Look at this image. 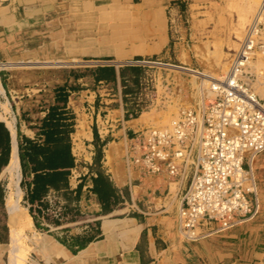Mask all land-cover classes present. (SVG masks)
Here are the masks:
<instances>
[{"label":"crops","instance_id":"1","mask_svg":"<svg viewBox=\"0 0 264 264\" xmlns=\"http://www.w3.org/2000/svg\"><path fill=\"white\" fill-rule=\"evenodd\" d=\"M211 1L0 0V60H7L10 44L20 43L25 24L39 30L46 18L55 23L48 41L54 49L50 56L91 59L83 64L89 70L77 76L69 71L63 84L51 87L39 83L26 88L17 84L19 80L11 85L16 76L0 70V264H10L3 181L13 142L19 201L37 235L30 242L26 264H264L263 155L247 164L258 193V213L195 241L181 234L178 217L194 159L186 176L174 181L163 175H141L123 160L129 138L154 122L120 96L125 84L134 80L125 71L138 70L133 60L144 56L165 65L200 67L205 40L194 45L193 39L202 29L208 34L214 30L210 21L206 26L203 18L199 20L195 7ZM62 15L64 25L58 20ZM87 105L91 112L85 111ZM102 119L110 125L104 134L98 130ZM72 138L92 143L93 176L87 190L84 180L74 190L69 188ZM63 154L68 159L58 164L43 159ZM51 192L63 201L71 219L83 210L93 221L85 228H47L44 223L49 219L43 211Z\"/></svg>","mask_w":264,"mask_h":264},{"label":"built area","instance_id":"2","mask_svg":"<svg viewBox=\"0 0 264 264\" xmlns=\"http://www.w3.org/2000/svg\"><path fill=\"white\" fill-rule=\"evenodd\" d=\"M238 51L230 57L228 72L213 79L211 96L196 110L181 106L165 126L138 129L129 138L123 156L125 166L141 175H163L174 181L185 177L194 157L195 165L178 211L179 231L191 241L225 231L253 218L259 211L255 183L248 162L264 152V70L254 69L258 57H264V0L247 28ZM139 63V61H137ZM91 112L90 105L85 106ZM76 116V125L79 122ZM110 129L102 119L98 130ZM74 160L68 184L74 190L88 180L91 142L72 138ZM43 213L47 228L63 226L85 228L93 216L81 210L71 219L56 193L46 197Z\"/></svg>","mask_w":264,"mask_h":264},{"label":"rangeland","instance_id":"3","mask_svg":"<svg viewBox=\"0 0 264 264\" xmlns=\"http://www.w3.org/2000/svg\"><path fill=\"white\" fill-rule=\"evenodd\" d=\"M260 1L214 0L197 5L195 15L199 17L200 21L203 18L206 26L210 21L214 30L212 34H208L207 29L205 31L202 29L199 34L200 37L197 36L193 39L194 45L201 43V40H205V44L201 43L202 50L200 51L204 55H200V67L191 69L182 67L181 69L172 67L173 65L162 64L145 56L134 59L135 62L139 61L137 63L139 69L125 71L126 75L134 78V80H129L125 84L120 96L125 98L127 103L132 104L134 110L141 111L143 109L142 117H153V126L169 124L175 118L181 106H192L199 110L211 96L208 92L209 82L203 79L204 76H196L192 71L216 79L222 78L229 65L230 57L236 52ZM52 20L46 18L45 22L42 21L39 30L38 28L33 29L30 24H25L24 30L17 39L20 43L17 45L10 44V53H8L7 60H0V63L27 64L0 68L1 71L16 76L11 85H16L19 80L17 84L26 88L39 83L51 87L63 84L65 75L69 71L70 74L77 76L84 72L83 70H89L83 64L91 60L90 56L82 60H69L62 57L54 58L49 55L54 52V49L50 48L48 43L55 25L54 20L50 22ZM58 20H61L62 24L65 21L63 15ZM201 26L205 27L203 24ZM195 48L198 49V47ZM203 48L205 51H203ZM33 62L44 63L30 64ZM254 64L257 68L264 70V57H258ZM260 155L264 156V152ZM190 163H192V160ZM3 186L5 194H7L6 179L3 181ZM19 205L25 211L22 201H19ZM28 221L27 219L26 222L29 223ZM18 230H20L18 231V252L20 254L17 253V255L26 264L29 260L28 253L31 250L30 242L35 241L37 235L32 232L33 229L29 224L25 227L18 226ZM7 259H10L9 254Z\"/></svg>","mask_w":264,"mask_h":264},{"label":"bare ground","instance_id":"4","mask_svg":"<svg viewBox=\"0 0 264 264\" xmlns=\"http://www.w3.org/2000/svg\"><path fill=\"white\" fill-rule=\"evenodd\" d=\"M259 5H260V3L258 4V6ZM257 9H258V7H257ZM257 9H255V10L257 11ZM256 11L253 14V17L255 16ZM253 17H252V19H253ZM252 19H251V21H252ZM247 28H246L245 33L243 34V37L241 38L240 43L238 44V48H237L236 51L239 50L242 41L244 40L245 36L247 35V30H248ZM87 51L90 52L91 50L88 49ZM43 63L44 62H33V63H30V64L37 65V64H43ZM19 65H27V64H25V63H8V62L7 63H0V68L9 67V66H19ZM170 66H172V65H170ZM253 66H254V69L261 70L260 68H257V66H255V64H253ZM172 67H178V66H172ZM228 67H229V65H228ZM228 67H227V70H226L225 74L228 72ZM178 68L182 69V67H178ZM192 72H194L196 76L197 75L198 76H204L203 79H205L207 82H209L208 88H209L211 82L213 81V79H216V78H213V77H211L209 75L201 74V73L196 72V71H192ZM0 90H1V88H0ZM208 92L210 93V91H208ZM5 110H7V109H5ZM3 119L4 118H2V120ZM6 123H8V122H6ZM8 126H9V128H12L10 123H8ZM12 145H13V147H12V153H11L10 161H9L6 169L4 170V177L7 180V190H8L7 194H6V197H5V207L7 209L8 215H9V227H10V243H9V246H8L9 247V258H10L9 259V263L10 264H24L23 260L17 255V253H19L18 252V249H19V246H18V237H19L18 234H19V232L18 231H20V230H18V226L19 227L20 226L21 227H25L27 224H29V223L26 222L27 219L29 220V218H28L26 212L24 211V209L21 208L20 205H19V200H20V196H21L20 189H19V186H18V182H19V178H20L19 163H18L16 145H15L14 142H13ZM192 159H194V157ZM194 163H195V159H194ZM22 234H24V233H22Z\"/></svg>","mask_w":264,"mask_h":264},{"label":"trees","instance_id":"5","mask_svg":"<svg viewBox=\"0 0 264 264\" xmlns=\"http://www.w3.org/2000/svg\"><path fill=\"white\" fill-rule=\"evenodd\" d=\"M110 73H111L110 71H106V73L104 75L109 76ZM29 147H31V146H29ZM21 148H22V146H21ZM23 156H24V154L21 153V160H22ZM31 158L32 157L29 156V159H31ZM43 159L49 160L51 162L58 164V163L66 161L68 159V156L63 154V155H56V156H47V157H44Z\"/></svg>","mask_w":264,"mask_h":264}]
</instances>
